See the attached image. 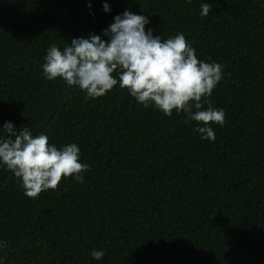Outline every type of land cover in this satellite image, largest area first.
Returning <instances> with one entry per match:
<instances>
[{
  "label": "trees",
  "instance_id": "16d2710c",
  "mask_svg": "<svg viewBox=\"0 0 264 264\" xmlns=\"http://www.w3.org/2000/svg\"><path fill=\"white\" fill-rule=\"evenodd\" d=\"M126 10L222 66L204 98L225 113L214 142L119 83L86 100L44 76L52 45L109 41ZM6 122L58 149L77 144L89 170L34 199L0 163V264H264V0H0V140Z\"/></svg>",
  "mask_w": 264,
  "mask_h": 264
},
{
  "label": "clouds",
  "instance_id": "9594fccd",
  "mask_svg": "<svg viewBox=\"0 0 264 264\" xmlns=\"http://www.w3.org/2000/svg\"><path fill=\"white\" fill-rule=\"evenodd\" d=\"M201 9L202 17L212 11L208 3ZM104 10L110 12L108 4ZM148 23L147 17L126 10L105 30L109 41L92 34L89 39H73L63 50L52 45L42 65L44 76L49 81L62 78L68 86H78L86 100L106 95L119 83L144 108L154 106L168 117L173 111L186 113L185 122L202 125L196 131L202 139L214 142L211 125L222 127L225 113L204 98L210 97L222 80V66L200 61L183 34L162 41L151 29L146 32ZM202 100L208 103L207 110H202ZM3 129L8 138L0 140V163L22 181L26 196L35 199L44 191L58 190L64 178L74 176L84 183L82 174L89 166L80 162L77 144L58 149L44 134L34 137L27 128L17 132L11 122ZM2 246L6 242L0 243ZM91 255L101 260L105 252L93 250Z\"/></svg>",
  "mask_w": 264,
  "mask_h": 264
},
{
  "label": "water",
  "instance_id": "95a60500",
  "mask_svg": "<svg viewBox=\"0 0 264 264\" xmlns=\"http://www.w3.org/2000/svg\"><path fill=\"white\" fill-rule=\"evenodd\" d=\"M4 188V187H3Z\"/></svg>",
  "mask_w": 264,
  "mask_h": 264
}]
</instances>
